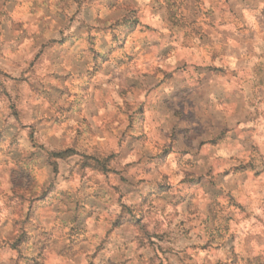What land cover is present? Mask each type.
<instances>
[{"label":"clouds","instance_id":"clouds-1","mask_svg":"<svg viewBox=\"0 0 264 264\" xmlns=\"http://www.w3.org/2000/svg\"><path fill=\"white\" fill-rule=\"evenodd\" d=\"M0 264H264V0H0Z\"/></svg>","mask_w":264,"mask_h":264}]
</instances>
